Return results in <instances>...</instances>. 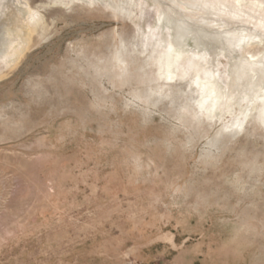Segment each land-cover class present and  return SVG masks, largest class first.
I'll use <instances>...</instances> for the list:
<instances>
[{"label":"rangeland","instance_id":"1","mask_svg":"<svg viewBox=\"0 0 264 264\" xmlns=\"http://www.w3.org/2000/svg\"><path fill=\"white\" fill-rule=\"evenodd\" d=\"M18 2L40 21L0 63V264H264L257 112L217 101L208 119L189 79L160 88L146 0H103L134 3L135 23Z\"/></svg>","mask_w":264,"mask_h":264},{"label":"bare ground","instance_id":"2","mask_svg":"<svg viewBox=\"0 0 264 264\" xmlns=\"http://www.w3.org/2000/svg\"><path fill=\"white\" fill-rule=\"evenodd\" d=\"M73 1H98L136 21L134 3L59 0L63 5ZM146 1L156 7L153 27L161 34L154 45L158 58L153 60L160 88L189 79L199 98L196 107L206 118H213L214 103L222 101V113H231L235 106L242 112L249 104L264 124V1ZM30 13L24 2L0 0V63L9 66L25 51L35 32L34 19L40 21L38 14ZM259 46L262 51L254 53ZM221 58L229 71L228 90L219 77ZM237 95L241 102L234 101Z\"/></svg>","mask_w":264,"mask_h":264}]
</instances>
